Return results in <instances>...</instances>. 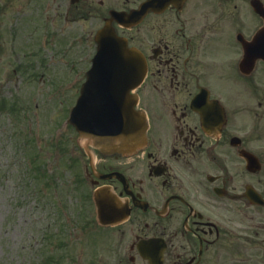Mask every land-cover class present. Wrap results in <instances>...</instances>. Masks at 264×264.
<instances>
[{"label":"flooded vegetation","instance_id":"1","mask_svg":"<svg viewBox=\"0 0 264 264\" xmlns=\"http://www.w3.org/2000/svg\"><path fill=\"white\" fill-rule=\"evenodd\" d=\"M29 2L24 30L34 34L38 24L45 46L78 31L71 42L85 37L96 51L95 34L109 22L147 61L133 91L149 125L143 148L93 149L96 169L110 174L98 176L73 129L75 192L101 229L100 250L77 262L264 264V37L255 38L264 15L253 0H40L33 15ZM142 8L135 20L127 16ZM239 76L251 90L237 105ZM85 79L73 82L75 104ZM98 187L115 223H99Z\"/></svg>","mask_w":264,"mask_h":264},{"label":"rangeland","instance_id":"2","mask_svg":"<svg viewBox=\"0 0 264 264\" xmlns=\"http://www.w3.org/2000/svg\"><path fill=\"white\" fill-rule=\"evenodd\" d=\"M28 1L31 15L42 11L40 0H0V264H80L81 252L100 250L101 232L72 234L91 211L75 192L77 133L67 119L95 44L71 42L73 31L45 46L38 24L34 34L23 28ZM238 85L237 105L251 90L240 76ZM13 100L17 114L7 112Z\"/></svg>","mask_w":264,"mask_h":264},{"label":"water","instance_id":"3","mask_svg":"<svg viewBox=\"0 0 264 264\" xmlns=\"http://www.w3.org/2000/svg\"><path fill=\"white\" fill-rule=\"evenodd\" d=\"M107 36V29L100 33V47H104L96 56L92 73L104 75L108 81L117 78L119 84L107 83L110 86L119 85L122 90L125 89V93L120 95L121 99L118 102L111 104L110 109L103 113L101 119H97L98 114L94 113L92 121L91 113H89L82 121L77 120L75 123L80 134L86 136L102 151L127 153L142 146L146 139L145 115L135 110L130 92L142 81L145 75V62L140 52L128 48L122 40L111 41L108 37L107 42H102ZM86 86H90L89 81ZM86 95L87 92L84 89L82 97ZM80 114V111L74 110L71 114V121L74 122Z\"/></svg>","mask_w":264,"mask_h":264}]
</instances>
